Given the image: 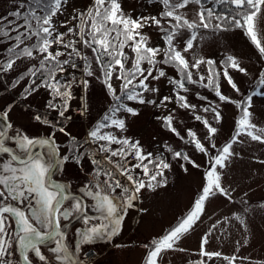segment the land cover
<instances>
[{
  "label": "snow or ice",
  "instance_id": "snow-or-ice-1",
  "mask_svg": "<svg viewBox=\"0 0 264 264\" xmlns=\"http://www.w3.org/2000/svg\"><path fill=\"white\" fill-rule=\"evenodd\" d=\"M155 2L162 5L158 16L133 18L124 12L119 0H92L87 9L75 11L70 21L59 26L66 31L59 30L54 18L64 13L68 0H28L27 6L20 4L9 13L15 19L0 17V37L11 42L7 58L0 61V74L16 70L18 62H38L27 67L12 85L27 80L25 97L44 89L49 96L46 109L63 121L72 119L68 113L75 99L74 87H81L87 93L90 79H95L111 97L107 111L89 129L83 143L65 127H57L46 112L35 114L34 119L53 129L47 136L33 137L20 131L10 135L12 105L0 112V120L4 121L0 125V264H34L33 257L40 264H81L77 252L82 246L119 235L128 209L136 206L144 192H154L167 185L166 173L173 162H180L185 172L189 170L186 164L201 169L202 165L185 147L205 158L201 188L187 213L163 235L145 245L143 264H161L164 254L186 251L179 244L203 222L206 205L212 199L223 197L237 203L232 195L235 189L224 183L225 171L239 156L235 145L246 142L264 145V127L254 122L252 110L254 97H264V68L255 76V86L245 94L232 75L233 72L250 75L238 57L229 54L217 61L204 56L190 58L189 53L205 39L202 31L240 30L264 60V39L258 30L264 17V0H213L216 5L227 6L223 13L207 7L209 0ZM193 5L195 18L189 17L187 11ZM4 20L6 24L2 23ZM146 27H155L162 33V47L151 45L150 37L143 31ZM169 68L174 70V75H169ZM77 69L82 72L80 79L74 74L70 79H61ZM161 80L171 89L169 95L162 97L157 86ZM224 82L240 99L224 94ZM199 89L207 90L215 99ZM192 96L199 103H193ZM80 99L77 111L86 116L89 106L83 96ZM128 102L158 109L175 104L176 108L157 119L183 147L177 150L165 143L161 150L146 151L139 140L122 135L127 130L122 114L139 115L138 109ZM226 104L235 105L239 115L231 137L217 145L216 137L223 121L222 105ZM178 110L202 125L203 134L192 127H185L182 133L178 128ZM57 131L70 137L71 155H60V145L55 139ZM84 144L95 147L81 151ZM166 152L171 154V160ZM85 157L92 171L77 195L70 190L71 185L54 180L53 175L65 163L81 165ZM258 162L264 164V160ZM89 211L95 215H89ZM251 211L250 203L241 199L231 217L212 223L201 238L198 253L201 259L190 264H208L213 258L227 264L247 260V257L208 251L205 246L211 236L227 231L224 226L233 221L246 232L247 214ZM73 219L84 224L83 229L77 230L79 241L74 250L65 231L66 223ZM16 254L18 258L13 260Z\"/></svg>",
  "mask_w": 264,
  "mask_h": 264
},
{
  "label": "rangeland",
  "instance_id": "rangeland-1",
  "mask_svg": "<svg viewBox=\"0 0 264 264\" xmlns=\"http://www.w3.org/2000/svg\"><path fill=\"white\" fill-rule=\"evenodd\" d=\"M27 0H0V17H6L7 20L15 19L9 16L19 8L20 4L27 6ZM122 9L133 18L144 16H158L162 11V5L155 2V0H119ZM92 0H68L64 6V13L54 18V22L60 31H66L65 28L59 27L63 22L70 21L75 11H83L87 9ZM215 5L218 13H223L228 10L226 5L217 7L213 0H210L206 6L212 7ZM22 13L25 9H19ZM196 6H191L187 11L191 18H195ZM7 20L2 23H7ZM19 22V21H17ZM259 35L264 39V17L261 18L258 24ZM144 33L150 37L152 46H163L161 39L162 33L155 27H146L143 29ZM12 35H15L12 33ZM201 35L205 39L197 43L194 49L189 53V57L199 58L204 56L213 58L219 61L226 55H235L241 61L244 67L247 68L249 76H243L237 72L232 75L239 85L241 92H247L255 86V76L264 68V60H261L256 49L250 43L248 38L240 31L233 30L227 32H212L202 31ZM10 41L6 38L0 37V61L8 56L7 48ZM89 56L91 54L89 53ZM38 63L37 61L18 62L16 70L7 74H0V110L12 105L9 115L13 120L16 128L25 127L30 135L46 133L48 127L37 122L34 115L37 113H47V118H52L54 122L58 123L56 113L46 109V103L49 99L47 91L40 89L38 93L32 96L25 97L23 95L24 88L27 87V80L21 81L12 85L18 79L20 73L31 64ZM81 62V67H82ZM130 66V64H129ZM146 67V65H145ZM169 75H174V70L167 69ZM82 77V72L77 70H70L68 74L61 77V79H70L72 75ZM160 88L159 96L169 95L171 92L170 86L166 81L161 80L158 85ZM118 87V83H117ZM223 92L225 95L233 99H240V96L235 93L226 82L223 84ZM199 91L208 95L210 99H215L214 95L207 90L199 89ZM75 99L71 102V109L68 113L72 117L70 121H63L62 127L70 133L72 137H76L82 143L87 139V132L107 111L111 103V97L104 93L102 85L95 79H90V87L87 93L81 87H75L73 90ZM85 98V102L89 106V112L86 116H81L77 109L81 104V97ZM149 98L156 99L155 96ZM193 103H199L194 96L190 97ZM130 106L136 107L139 115L131 116L130 114H122L126 121V132L122 133L133 140H139L146 151H157L163 148L165 143L172 145L173 148L179 150L183 147L176 137L162 128L158 116L166 115L169 110L176 108L175 104H169L167 109H158L152 105H137L134 102H128ZM223 121L219 126L220 131L216 137L217 145L225 143L232 135L235 120L238 118V110L235 105H222ZM254 122L259 126L264 127V97H254L253 103ZM178 128L183 133L185 127H192L203 134L202 125L190 119L189 115L183 110H178L177 115ZM62 122V121H61ZM117 131V130H113ZM117 134L120 135L117 131ZM59 140L63 145V153L71 155L68 151L71 147L69 141L70 137L62 133H58ZM94 145L84 144L81 151L94 149ZM235 150L239 156L235 158L225 171L224 183L235 189L232 193L236 204L230 203L223 197L212 199L206 205V213L203 216V222L192 232H190L179 244V247L185 249L184 252L170 251L164 254L162 260H169L172 264H190V262L201 259L198 255L201 246V238L208 231L210 225L216 220L223 217H231L232 213L237 210L238 202L241 199L247 200L252 211L247 214L248 229L243 231L235 221L231 225L224 226L227 231L221 233L216 232L211 236L209 243L205 246L208 251H219L225 256L247 257V260H237L236 264H264V164L259 163V160H264V145L255 142H246L244 144L235 145ZM189 151L192 158L202 165L201 169L192 168L187 165L188 172L183 171L180 167V162H173V167L167 171V185L158 188L156 191H146L140 197L136 205L143 210L140 213L134 210L129 214L125 224L124 236L129 234L135 236L137 239H145L152 233L158 234L164 229L173 226L177 219L191 208L193 200L198 194L202 184V172L205 158L196 152H192L189 148H184ZM171 160V154L165 153ZM67 166H72L79 177L89 176L92 171V165L87 157H85L81 165L75 162H68ZM246 194V195H245ZM180 215V216H179ZM139 218V220H138ZM135 228V229H133ZM133 230V231H132ZM247 240L245 244L244 241ZM240 241V244H237ZM139 246L119 247L116 252L111 255L112 263L124 264L126 257ZM140 256V253H139ZM208 264H227V261L213 258L208 261Z\"/></svg>",
  "mask_w": 264,
  "mask_h": 264
},
{
  "label": "flooded vegetation",
  "instance_id": "flooded-vegetation-1",
  "mask_svg": "<svg viewBox=\"0 0 264 264\" xmlns=\"http://www.w3.org/2000/svg\"><path fill=\"white\" fill-rule=\"evenodd\" d=\"M5 109L6 107L3 110ZM3 110H0V112H2ZM48 119L51 120L52 118L48 117ZM9 121L13 125V129L9 130L10 135H13L16 131H20V132L26 133L29 136H33V137L47 136L50 132L53 131L51 127L47 126L48 131L46 133L40 132L39 134L30 135L26 131L25 127L16 128L10 115H9ZM54 123L56 124L57 127H62L59 125V123H56V122ZM58 133L60 132L57 131L55 133V139H56V142L60 145V155L63 156L66 153H63L64 152L63 145H61L62 142H60L59 140ZM9 143L11 144L12 142H9ZM71 167L72 166H67V163H65L62 169L55 171L53 175V179L61 183H66V184L71 185L70 190L73 193L79 195L80 188L85 183L88 182L90 177L88 176L79 177L77 173L75 172V170L71 169ZM134 210H138V211L140 210L141 212H143V210H141V208L138 207V205H136L134 208L128 209V212L124 217V221L122 222V227H121V231L119 235L112 237L110 240L109 239H98L91 244L82 246L81 250L77 252V256L79 257L81 264H114L112 263L111 255L114 252H116V248H119V247L124 248V247H132V246H139V247L131 251L128 257H126V260H124V264H132V259H133L132 257L134 256L135 251H138V256L133 264H143L144 258L147 253V249L145 248V245L149 244L154 238H158L161 235H163V233L167 230V227L160 233L158 234L152 233L151 235L147 236L145 239H137L135 236H130L128 238L129 234H132L133 232H130L128 235L124 236L123 232L125 231V224L127 222V218H129V214L131 212H134ZM89 215H95V213L92 211H89ZM83 228H84V224L82 220L73 219L71 220L70 223H66L65 231L68 234V243L73 250L75 249V245L79 241L77 230H81ZM139 253H140V256H139ZM46 254L49 256L51 255L50 253H46ZM17 258H18V254L12 257L13 260H16ZM32 259L34 261V264H40V262L36 260L35 257H33ZM161 264H172V262L169 260H162Z\"/></svg>",
  "mask_w": 264,
  "mask_h": 264
},
{
  "label": "trees",
  "instance_id": "trees-1",
  "mask_svg": "<svg viewBox=\"0 0 264 264\" xmlns=\"http://www.w3.org/2000/svg\"><path fill=\"white\" fill-rule=\"evenodd\" d=\"M209 1H210V0H209ZM26 3H28V0H27ZM214 6H215V5H212V7H214ZM220 6H221V5H217V7H220ZM214 8L216 9V7H214ZM18 21H19V23H22V22H23L22 20H18ZM14 34H15V33H14ZM25 70H26V69H25ZM25 70H23V71H25ZM23 71H22V72H23ZM22 72H21V73H22ZM21 73H20V74H21ZM76 79H80V76H76ZM74 89H75V87H74ZM74 89H73V90H74ZM61 121H62V122H61ZM61 121L58 120V123H59L60 126L63 125V120H61Z\"/></svg>",
  "mask_w": 264,
  "mask_h": 264
},
{
  "label": "bare ground",
  "instance_id": "bare-ground-1",
  "mask_svg": "<svg viewBox=\"0 0 264 264\" xmlns=\"http://www.w3.org/2000/svg\"><path fill=\"white\" fill-rule=\"evenodd\" d=\"M0 125H3V123H2L1 120H0ZM179 216H180V215H179ZM137 256H138V251H135V252H134V256L132 257V258H133V259H132V264L135 262ZM195 261H196V260H195ZM195 261H193V262H195Z\"/></svg>",
  "mask_w": 264,
  "mask_h": 264
},
{
  "label": "water",
  "instance_id": "water-1",
  "mask_svg": "<svg viewBox=\"0 0 264 264\" xmlns=\"http://www.w3.org/2000/svg\"><path fill=\"white\" fill-rule=\"evenodd\" d=\"M2 121V120H1ZM2 123H4V121H2Z\"/></svg>",
  "mask_w": 264,
  "mask_h": 264
}]
</instances>
